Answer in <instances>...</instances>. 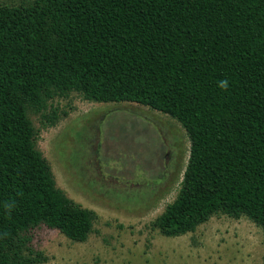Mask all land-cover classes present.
<instances>
[{
  "label": "trees",
  "instance_id": "trees-1",
  "mask_svg": "<svg viewBox=\"0 0 264 264\" xmlns=\"http://www.w3.org/2000/svg\"><path fill=\"white\" fill-rule=\"evenodd\" d=\"M73 91L184 127L180 187L152 228L179 236L216 214L246 216L264 245V0L0 2V264L44 261L31 244L39 226L73 241L94 230L96 213L56 185L28 116Z\"/></svg>",
  "mask_w": 264,
  "mask_h": 264
},
{
  "label": "rangeland",
  "instance_id": "rangeland-1",
  "mask_svg": "<svg viewBox=\"0 0 264 264\" xmlns=\"http://www.w3.org/2000/svg\"><path fill=\"white\" fill-rule=\"evenodd\" d=\"M28 116L56 185L97 215L85 241L35 228L31 244L45 257L38 264H264L262 229L246 216L216 214L179 236L152 228L175 198L189 156V138L176 119L75 91Z\"/></svg>",
  "mask_w": 264,
  "mask_h": 264
},
{
  "label": "clouds",
  "instance_id": "clouds-1",
  "mask_svg": "<svg viewBox=\"0 0 264 264\" xmlns=\"http://www.w3.org/2000/svg\"><path fill=\"white\" fill-rule=\"evenodd\" d=\"M221 88H227V82L226 81H221L220 85Z\"/></svg>",
  "mask_w": 264,
  "mask_h": 264
}]
</instances>
